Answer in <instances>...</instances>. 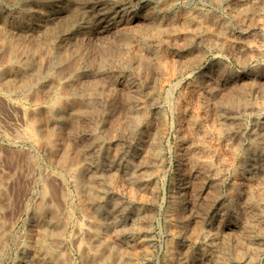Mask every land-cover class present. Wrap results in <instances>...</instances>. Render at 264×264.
I'll return each mask as SVG.
<instances>
[{
  "label": "rangeland",
  "instance_id": "374dc122",
  "mask_svg": "<svg viewBox=\"0 0 264 264\" xmlns=\"http://www.w3.org/2000/svg\"><path fill=\"white\" fill-rule=\"evenodd\" d=\"M235 1L255 16L235 21L213 0H0V264H87L96 249L120 255L104 264H264V219L248 206L264 218V145L249 154L258 132L264 144V0ZM214 23L218 46L204 34ZM244 95L250 107L220 118ZM58 97L92 109L56 121L46 111ZM35 119L43 135L32 138ZM196 140L217 156L216 179L184 155Z\"/></svg>",
  "mask_w": 264,
  "mask_h": 264
},
{
  "label": "bare ground",
  "instance_id": "6f19581e",
  "mask_svg": "<svg viewBox=\"0 0 264 264\" xmlns=\"http://www.w3.org/2000/svg\"><path fill=\"white\" fill-rule=\"evenodd\" d=\"M224 1L225 0H213V2H215L216 4H218V5H223L224 4ZM242 1V0H241ZM257 1V0H256ZM243 2V1H242ZM244 3V2H243ZM261 3V2H260ZM226 7H233V8H235V14H234V20L235 21H239L238 19L240 18V17H242V16H245V18H246V15H248V14H250V15H254V14H251V13H253L254 12V9H240L239 8V10L236 8L237 7V2L235 1L234 2V0L233 1H228L227 2V4H224ZM245 6H246V4H245ZM256 6H258V5H256ZM262 6H264V5H262ZM246 8V7H245ZM248 8V7H247ZM258 8V7H257ZM256 9V8H255ZM258 10H259V8H258ZM258 10H257V13H258ZM262 10V9H261ZM214 11V10H213ZM256 11V10H255ZM196 13V12H195ZM214 13V12H213ZM256 13V12H255ZM256 13V14H257ZM191 15V14H190ZM192 16V15H191ZM209 16V15H208ZM249 16V15H248ZM255 16V15H254ZM203 17V16H202ZM199 18H200V14L199 15H194V16H192V17H190V18H188L187 20L188 21H197V20H199ZM205 19H207L206 17H205ZM210 19V18H209ZM208 19V20H209ZM216 19V18H215ZM248 19V18H247ZM253 19V18H252ZM257 19V18H256ZM186 20V21H187ZM200 20H201V18H200ZM199 20V21H200ZM203 20V19H202ZM202 20H201V22H202ZM241 20V19H240ZM198 21V22H199ZM218 21V20H217ZM225 21V20H224ZM264 21V20H263ZM203 22H205V20L203 21ZM220 23H221V21H220ZM223 23V22H222ZM195 24H198V23H195ZM194 24V25H195ZM214 24H216L215 25V27H213L212 28V26L211 25H208V26H206V27H204V30H205V32L206 33H204V34H207V37L205 36V38L207 39H209L212 43H213V45H220V43H218V42H215L216 41V37L218 36L217 34V28H221V26L219 25V23H214ZM225 24V23H224ZM264 24V23H263ZM196 26H198V25H196ZM222 26H224V25H222ZM230 27V26H229ZM241 27V26H240ZM239 27V28H240ZM201 28V27H200ZM195 29V28H194ZM223 29V35L222 36H226V34L229 32V29H227V28H222ZM170 30H171V28H170ZM231 30V29H230ZM244 30V29H243ZM200 32V31H199ZM202 32V31H201ZM229 34V33H228ZM171 37V36H170ZM168 38V37H167ZM224 38V37H223ZM225 39H227V38H225ZM258 39V38H257ZM208 40V41H209ZM217 40H219V39H217ZM221 40V39H220ZM240 40V39H239ZM242 41V40H241ZM225 42H228V41H225ZM222 43H224V42H222ZM227 44V43H226ZM249 44V43H248ZM225 45V44H224ZM228 45V44H227ZM226 45V46H227ZM234 46V45H233ZM239 46V45H238ZM260 46V45H259ZM263 48H261L260 47V51L261 52H263L264 51V46L263 45H261ZM37 47V46H36ZM34 48V47H33ZM232 48V47H231ZM244 48V47H243ZM252 48V47H251ZM256 48V47H255ZM34 50V49H33ZM42 50V49H41ZM240 50H242V49H240ZM243 54V53H242ZM247 55V54H246ZM264 55V54H263ZM42 58V57H41ZM82 58V57H81ZM147 58V57H146ZM148 61V60H147ZM138 66V65H137ZM76 67V66H75ZM78 67V66H77ZM76 67V68H77ZM13 69V68H12ZM99 70V69H98ZM35 70L33 71H31V70H29V73H24L23 74V76H26V79H27V76H34L33 74H35ZM66 73V72H65ZM1 74V73H0ZM66 75V74H65ZM35 76H36V74H35ZM2 78V77H1ZM28 80V79H27ZM33 80V79H32ZM34 81V80H33ZM166 81V80H165ZM28 82V81H27ZM92 84V83H91ZM32 88V86H27V89H31ZM41 88V87H40ZM90 88V87H89ZM68 89V88H67ZM90 89H86V91H87V93H88V91H89ZM94 90V89H93ZM172 90V89H171ZM174 90V89H173ZM40 91V90H39ZM62 91V90H61ZM239 93H241L242 94V92H239ZM6 94V93H5ZM43 94V93H42ZM65 94V93H64ZM240 95V94H239ZM78 96V95H77ZM56 97V96H55ZM112 97V96H111ZM228 97V96H227ZM230 97V96H229ZM42 99V98H41ZM40 99V100H41ZM248 99V98H247ZM247 99L245 98V95H244V97H243V99L242 100H238V99H236V98H229L228 100H227V103H226V107H224V106H222V107H218L217 108V114L220 116V118H221V116L222 115H225L224 113H225V111L226 112H229L230 114H232V118H236L237 117V114L235 115V113H238V111H239V109H241V107H244V108H247V107H250L249 105L250 104H248V101H247ZM92 102V101H91ZM251 102V101H250ZM39 103V102H38ZM78 105V107H79V111L81 110V108H85L86 110H91L92 108H91V103L90 102H85L84 100L82 101H78V100H76V101H74V102H71V101H69L68 99H66V98H63V97H58V98H54V100H50L49 102H48V109H47V115L49 114H51L52 115V118L53 119H56V121L58 120V121H62L63 119H65L66 118V112H67V110H69V108L72 106V105ZM253 105V104H252ZM255 106V105H254ZM252 107V106H251ZM255 107H257V106H255ZM253 108V107H252ZM85 109H83V110H85ZM186 109V108H185ZM213 109V108H212ZM254 109V108H253ZM169 110V109H168ZM245 110V109H244ZM251 110V109H250ZM39 111V110H38ZM211 111V110H210ZM214 111V110H213ZM243 111V110H242ZM82 112H85V111H82ZM212 112V111H211ZM27 113V112H26ZM43 113V112H42ZM86 113V112H85ZM227 114V113H226ZM229 114V115H230ZM41 115V114H40ZM143 116V115H142ZM145 116V115H144ZM37 117V116H36ZM35 116H34V118H36ZM50 117V116H49ZM231 117V116H230ZM240 117V116H239ZM38 118V117H37ZM113 118V117H112ZM200 118V117H199ZM231 118V119H232ZM33 119V118H32ZM140 117L138 116V118H136V116H135V114H131V117H130V121L131 122H129L130 124H131V126L132 125H134V124H137L139 121H140ZM193 124L194 125H199L200 127H203V125H204V121H202V120H199L198 119V117H195V116H193ZM239 120V119H238ZM33 121H35V123H33V124H31V125H29V128H28V130L26 131L27 132V134H29V137H32V138H37L38 137V135L39 134H42V133H40V130L41 129H43V127L40 125V124H37L36 123V119L35 120H33ZM41 121V120H40ZM152 121V120H151ZM202 121V122H201ZM214 122V121H213ZM235 122V121H234ZM206 123V122H205ZM43 124V123H42ZM129 124V125H130ZM139 124V123H138ZM137 124V125H138ZM41 126V129H40V126ZM238 125V124H237ZM130 126V127H131ZM239 126V125H238ZM216 127V126H215ZM234 127V126H233ZM237 127V126H236ZM128 128V127H127ZM132 128V127H131ZM134 128V127H133ZM196 128V127H195ZM229 128V127H228ZM52 129V128H51ZM220 129V128H219ZM264 129V128H263ZM115 130V129H114ZM199 130V129H198ZM202 130H205V129H202ZM16 131V130H15ZM226 131V130H225ZM257 131H258V129H257ZM256 131V132H257ZM261 131H262V129H261ZM206 132V131H205ZM222 132V131H221ZM106 133V132H105ZM255 133V132H254ZM27 134L25 133L24 135H22L21 136V134H20V139H23L24 137H26L27 136ZM112 134H113V132H112ZM182 134V133H181ZM216 134H218V133H216ZM259 134V132L257 133V135ZM262 134H263V132H262ZM261 134V135H262ZM18 135V134H17ZM43 135V134H42ZM114 135V134H113ZM208 135V134H207ZM250 135V134H249ZM248 135V136H249ZM257 135H256V138H254V140H252V143H251V145H250V151H249V154H250V156L251 157H255L256 155H260V154H258V152L261 150V147H262V145H264L263 144V140L261 139V137L259 138V136H260V134H259V136L257 137ZM19 136V135H18ZM18 136H16V137H18ZM96 136V135H95ZM94 136V137H95ZM184 136V135H183ZM200 136H202V135H200ZM217 136V135H216ZM219 138H221L222 140H221V142L222 141H224L223 140V138H224V136H223V133H219ZM64 137V136H63ZM112 137V136H111ZM192 137H193V135H192ZM198 137V136H197ZM218 137V136H217ZM226 137H228V136H226ZM19 138V137H18ZM190 138V137H189ZM194 138V137H193ZM196 138V137H195ZM25 139V138H24ZM48 139V138H47ZM96 141H99L97 138H94ZM152 139V138H151ZM231 139V138H230ZM28 140V139H27ZM30 140V139H29ZM37 140V139H36ZM193 140H195V139H192V142H194ZM206 140V139H205ZM35 141V140H34ZM197 141V140H196ZM201 141V140H200ZM240 141V140H239ZM36 142V141H35ZM184 142V141H183ZM186 142V141H185ZM191 142V141H190ZM219 142V141H218ZM203 143V142H202ZM224 143V142H223ZM34 144V143H33ZM39 144V143H38ZM183 144V143H182ZM185 144V143H184ZM191 144V143H190ZM204 144V143H203ZM37 145V144H36ZM43 145V144H42ZM59 145V144H58ZM191 145H193V144H191ZM98 146V145H97ZM96 146V147H97ZM151 146V145H150ZM191 147V149L190 150H188V149H185L186 150V153L184 154V155H186V158H187V160L188 161H191V162H195V163H197L198 164V166H201V167H199V169H198V171H199V175H204V174H206L207 176L209 175L210 177H215V179L217 178L216 177V173L218 172L219 173V171H217L216 170V173H214L215 171L213 170L214 168H213V163H215L214 162V160L217 158V156L214 154V155H212V154H210V152H208L207 153V151L206 150H204L203 148H202V145H201V143L199 142V140L197 141V142H195L194 143V147H192V146H190ZM215 147H216V145H215ZM215 147L214 148H212V149H214L215 150ZM219 147V146H218ZM98 148V147H97ZM187 148V147H186ZM188 148H189V146H188ZM206 148H208V147H206ZM205 148V149H206ZM238 148V147H237ZM264 148V147H263ZM203 149V150H202ZM184 150V149H183ZM195 150H201V151H203L202 152V154H203V156L202 157H198L197 156V154H196V151ZM209 150H211V149H209ZM217 150V149H216ZM232 150V149H231ZM249 150V149H248ZM123 151V150H122ZM213 151V150H212ZM198 152V151H197ZM214 152V151H213ZM235 152H237L236 150H235ZM245 152V151H244ZM200 153V152H199ZM199 153H198V155H199ZM215 153V152H214ZM261 153V152H260ZM262 153H264V152H262ZM201 154V155H202ZM220 154V153H219ZM234 154V153H233ZM243 155V154H242ZM142 157V156H141ZM185 157V156H184ZM220 158H221V156H219ZM218 157V158H219ZM235 157V156H234ZM242 157V156H241ZM233 158V157H232ZM222 159V158H221ZM54 160V159H53ZM116 161V160H115ZM186 161V160H185ZM187 161V162H188ZM218 161V160H217ZM114 163V162H113ZM194 163V164H195ZM219 163V162H218ZM255 163V162H254ZM192 168H194L193 166H191ZM230 167V166H229ZM71 168V167H70ZM217 169V168H216ZM223 169H225V168H223ZM262 169V168H261ZM194 170V169H193ZM195 171H197V170H195ZM230 171V170H229ZM242 171H246V170H244V169H242ZM248 171V170H247ZM263 172H262V174L264 173V170H262ZM115 172V171H114ZM224 172V171H223ZM193 173V172H192ZM221 173V172H220ZM100 174V173H99ZM99 174H94V177H93V183H91V185H90V190H89V199L94 203V202H98L99 201V199H100V197H101V195L103 194V192L105 193V186H106V184H107V181L106 180H104L103 178H100V176H99ZM144 174V173H143ZM242 174V173H241ZM248 174V173H247ZM250 174V173H249ZM255 174V173H254ZM253 174V175H254ZM257 174V173H256ZM260 174V173H259ZM258 174V175H259ZM253 175H251V176H253ZM101 176H102V174H101ZM139 176V175H138ZM246 176V175H245ZM254 176H256V175H254ZM74 177V176H73ZM209 177V178H210ZM243 177H244V175H243ZM75 178V177H74ZM219 178V177H218ZM251 178V177H250ZM257 178V177H256ZM88 179V178H87ZM132 179H134V178H132ZM214 179V180H215ZM36 180V179H35ZM113 180V179H112ZM240 180V179H239ZM45 182V181H44ZM74 183V182H73ZM35 184V183H34ZM241 185H243V184H241ZM46 186V185H45ZM44 186V187H45ZM87 186V185H86ZM216 186V185H215ZM43 187V188H44ZM254 187V186H253ZM107 188H108V186H107ZM241 188H240V186H239V182H238V185H237V187L235 186V190H234V192H232L233 193V196L232 197H237L238 195H239V190H240ZM244 189V188H243ZM242 190V189H241ZM240 190V191H241ZM43 191V190H42ZM47 192V191H46ZM67 192V191H66ZM214 192V191H213ZM228 193H230V192H228ZM242 193V192H241ZM240 193V194H241ZM250 193V192H249ZM47 194V193H46ZM67 194V193H66ZM244 193H242V195H243ZM248 194V193H247ZM64 195V194H63ZM217 196V195H216ZM103 199V198H102ZM249 200V203H248V206H249V208H250V210H251V212H253L254 214H256L257 215V217L259 216L260 218H261V222H263V217H262V213H261V208H260V206L257 204V203H255L252 199H248ZM99 203V202H98ZM115 203V202H114ZM260 204V203H259ZM51 205V204H50ZM65 205V204H64ZM99 205V204H98ZM55 207V206H54ZM47 208V207H46ZM51 210V209H50ZM98 210V209H97ZM129 210V209H128ZM65 211V210H64ZM249 211V210H248ZM71 212V211H70ZM83 212V211H82ZM235 212V211H234ZM46 213H47V210L45 209V207L43 206V205H40L39 207H38V209H37V215H38V217L40 218V220L43 222V218H44V216L46 215ZM52 213V212H51ZM93 213V212H92ZM50 214V213H49ZM252 214V213H251ZM253 215V214H252ZM81 216V215H80ZM251 216V215H250ZM59 217V216H58ZM252 218V217H251ZM254 221V220H253ZM256 221V220H255ZM258 221V220H257ZM260 222V223H261ZM44 223V222H43ZM249 223H251V222H249ZM254 223V222H253ZM50 224V223H49ZM48 224V225H49ZM48 225H45L44 224V228H43V231H42V234H41V250H43V252H46L47 254H49V255H52V252L53 251H56V247L54 246V244H52V243H54V242H52V243H50V238H52V236L50 237V232L52 231V229L51 228H49V226ZM66 226V225H65ZM254 226V225H253ZM65 228V227H64ZM257 228H258V226H257ZM127 229V228H126ZM264 228H262V230H263ZM259 230V229H258ZM264 231V230H263ZM57 232V231H56ZM3 233V232H2ZM55 233V232H54ZM57 234V233H56ZM64 235H65V233H64ZM57 236V235H56ZM86 236V235H85ZM254 236V235H253ZM58 237H59V235H58ZM113 238V237H112ZM56 239V238H55ZM80 245V244H79ZM31 246V245H30ZM78 247V246H77ZM96 248H102L101 246H97ZM145 248V247H144ZM2 249H4V248H1V245H0V254L2 253ZM4 253V252H3ZM103 253L104 252H101L100 251V249H96V251L94 252V253H91V254H89L88 253V255L86 254L85 256V260H86V263L87 264H104L105 262H107L108 260H110V258H114V259H116V258H118V257H120V255L118 256L117 254H110V255H106V256H104L103 255ZM46 254V256H48ZM255 256V255H254ZM44 257H45V253H44ZM56 257V256H55ZM223 258V257H222ZM224 258H225V256H224ZM224 258L222 259V260H224ZM50 259V260H49ZM47 258V259H45L48 263L49 262H55V261H53V259L50 257V258ZM118 260V259H117ZM120 260V259H119ZM63 261V260H62ZM219 261V260H218ZM225 261V260H224ZM45 261L44 260H40V263L41 264H45L44 263ZM64 262V261H63ZM226 262V261H225ZM65 263V262H64ZM64 263H61V264H64ZM121 263V262H120ZM219 263V262H218ZM222 263V262H221ZM224 263V262H223ZM55 264V263H54ZM57 264V263H56ZM66 264V263H65ZM122 264V263H121Z\"/></svg>",
  "mask_w": 264,
  "mask_h": 264
}]
</instances>
